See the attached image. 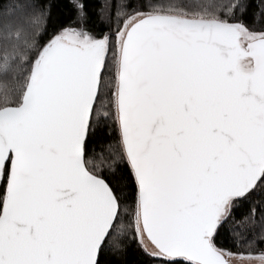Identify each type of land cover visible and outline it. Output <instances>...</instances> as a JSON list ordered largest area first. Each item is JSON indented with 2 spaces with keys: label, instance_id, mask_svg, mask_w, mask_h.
<instances>
[{
  "label": "snow or ice",
  "instance_id": "obj_1",
  "mask_svg": "<svg viewBox=\"0 0 264 264\" xmlns=\"http://www.w3.org/2000/svg\"><path fill=\"white\" fill-rule=\"evenodd\" d=\"M55 6L49 33L51 0L0 4V264L243 257L217 241L264 230V0H112L99 34Z\"/></svg>",
  "mask_w": 264,
  "mask_h": 264
},
{
  "label": "trees",
  "instance_id": "obj_2",
  "mask_svg": "<svg viewBox=\"0 0 264 264\" xmlns=\"http://www.w3.org/2000/svg\"><path fill=\"white\" fill-rule=\"evenodd\" d=\"M6 0H0V4L5 3ZM53 3L52 8V16L51 19L47 23V28L49 33L53 29H58L60 26H68L73 23L75 17L65 18L62 16L61 11L55 5L59 3H63V0H51ZM133 5L140 2V0H129ZM203 2H209V0H203ZM90 8L92 9V23H89L88 27L91 28L96 33L100 32H109L107 27H103L99 25V22L96 18V11L105 4H111L112 0H89ZM254 3H258V0H254ZM252 11H259L258 8H253ZM251 13H249V19L247 22L251 21ZM115 25L113 24L112 30L114 31ZM114 40V37H113ZM249 205H245L237 209V216L240 214H247L249 211ZM261 216H264V212H261ZM132 235V234H129ZM218 244L220 247L231 250L234 253H244L248 254H258L264 252V230L259 227V219L257 221V226L253 228L251 232H244L240 236H235L232 234H222L218 238ZM117 243L125 246L127 251L124 253H118L117 258L120 261V264H138V260L143 257V253L140 249L139 242L133 239H124L119 238Z\"/></svg>",
  "mask_w": 264,
  "mask_h": 264
},
{
  "label": "rangeland",
  "instance_id": "obj_3",
  "mask_svg": "<svg viewBox=\"0 0 264 264\" xmlns=\"http://www.w3.org/2000/svg\"><path fill=\"white\" fill-rule=\"evenodd\" d=\"M259 254H252V259H248V254H244L243 257L238 255L233 258V264H259Z\"/></svg>",
  "mask_w": 264,
  "mask_h": 264
}]
</instances>
